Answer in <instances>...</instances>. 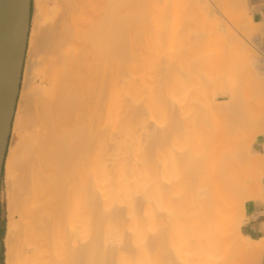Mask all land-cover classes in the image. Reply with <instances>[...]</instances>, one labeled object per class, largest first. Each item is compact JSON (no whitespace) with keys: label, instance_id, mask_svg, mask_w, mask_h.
<instances>
[{"label":"bare ground","instance_id":"1","mask_svg":"<svg viewBox=\"0 0 264 264\" xmlns=\"http://www.w3.org/2000/svg\"><path fill=\"white\" fill-rule=\"evenodd\" d=\"M239 2L212 1L217 8L229 9L230 22L235 19L232 22L237 24L242 19L237 17ZM32 4L35 15L11 128L16 143L9 153L7 150L4 165L9 190L6 264H215L220 251L230 259L236 253L257 256L252 250H240L233 241L245 219L240 178L250 168L234 164L223 142L198 150L201 141L197 134L177 135L158 124L161 113L169 114L174 130L183 120V110H179L184 102L206 100L217 83L205 80L202 74L224 64L213 53L220 52L223 42L228 49L235 43L236 54L245 48L244 32H236L238 36L231 32L236 23L225 25L229 21L224 20L225 13L221 19L215 15L220 21L213 20L202 12L200 0H32ZM99 4L104 13H98ZM113 8L116 15L108 17ZM222 9L217 10L222 13ZM194 13L202 16L199 22L214 21V29L218 22L230 27V39L222 35L223 28L222 34L207 25L208 29L206 21L194 27ZM169 16L177 22L175 32L161 39L149 38L146 30L166 24ZM238 27L243 31L242 25ZM193 28H197L195 35ZM209 31L221 37L210 35L212 42L222 39L218 42L223 43H216L221 46L214 52V43L206 40ZM204 36L208 44L202 47L199 42ZM195 37H199L197 44ZM154 45L178 50L170 51L168 60L153 64V73L149 63H134L139 69L134 68V60H140ZM166 50H160L161 55ZM209 54L210 61L205 62L204 56ZM248 64L232 58L227 69L233 75L231 88L214 99L227 101L218 105V112H212L217 119L220 115L231 118L227 125L232 131L253 129L246 136L253 141L264 134V80H243ZM185 65L189 68H183ZM132 70L137 75L146 73L143 80L135 77L148 82L145 87L140 81L132 82L142 88H134L138 93L132 88L130 96ZM173 73L183 81L171 80ZM245 89L253 92L251 100L243 96ZM142 97L143 103L139 101ZM191 112L194 120L185 113L184 117L191 118L198 131L204 129V111ZM142 122L147 130L144 137L137 136L141 147L137 152L134 127ZM209 123L212 126L211 120Z\"/></svg>","mask_w":264,"mask_h":264},{"label":"rangeland","instance_id":"2","mask_svg":"<svg viewBox=\"0 0 264 264\" xmlns=\"http://www.w3.org/2000/svg\"><path fill=\"white\" fill-rule=\"evenodd\" d=\"M182 1H185V0H167V2L168 3H180V2H182ZM209 1V0H208ZM213 1V0H212ZM212 1L210 2V4L207 2V0H205V4H204V2H202V0H200V2L202 3V8H203V10L205 9L206 10V12H205V10L203 11L202 10V8L200 7V6H198V7H200V10H202V12L203 13H206V15H208V16H210V17H212L213 18V20H214V18L216 17L215 15H217L220 19H221V17H220V15L221 14H223V13H225V15H227V16H225L224 14H223V16H225V17H227V19H224L225 17H223L222 18V20L224 19L225 21L226 20H228L229 18H231V17H228V16H230V12H229V9H227L228 10V12L226 11V9L225 8H223L222 6H220V5H218L222 10V13L220 12V10H219V12H218V10L217 9H220V8H217L213 3H212ZM215 1V0H214ZM207 2V3H206ZM218 2H219V0H218ZM149 4H150V2H148ZM211 3L213 4V6L214 7H216V10H215V8H212L213 6L211 5ZM204 4V5H203ZM206 4H209V6L211 7V9H209V10H207L206 9V7H205V5ZM239 4H240V6L238 5V7H240L239 8V10H238V12L240 13H238V16L237 17H240V18H242L241 19V23H239V24H237L235 21H234V23L232 22L233 20H235V19H233V20H231V22H230V19H229V21H226V23H225V25H227L228 23H233V24H235L234 26H232V25H230V24H228L231 28H233V29H231L232 31V33L234 34H236L237 35V33L236 32H240V33H242V32H244V34L246 35L245 36V40L246 41H244V46H245V48H240L241 49V51H240V49H239V51L236 49V51H238L239 52V54H238V52H237V54H236V52H235V43L232 41V43H234L229 49L228 48H226V46L228 47V45H226L225 46V44L227 43H225V42H223L224 43V46H225V49H224V52H225V50H227L226 51V53H225V55H224V52L223 51H221V48H224V46L220 43V42H218L219 40H216L217 42L216 43H220L221 45H222V47H220V52L219 51H216L215 53H213L214 54V58H216V60L217 61H220V60H222V61H224V62H222V61H220V62H222V64L223 65H221V67H218V68H212L211 69V71L210 70H208V71H205L204 73H205V75H204V73L202 74L203 75V77H205V80H210V81H212V82H214V83H217V84H215V85H213L212 87V90H210L209 91V93H208V95H207V98H206V100H203V99H201V100H199V101H194V102H192V101H190L189 102V100L188 101H186V102H184V104L182 105V108H180V112H182V110H183V120H182V122H179V124L178 125H175L174 126V130H171L173 127H171V126H173V123H170L169 122V120H171L172 121V119L170 118V119H168L169 118V114L168 115H166L165 113L163 114V113H161V116H160V118H158L159 120H158V124H159V126H161L160 128L162 129V128H166L167 129V131L168 132H170V131H172V133H176L177 135H179V134H190V133H192L193 135H195L196 136V134H197V136H199L200 137V141H201V143H200V145L198 146V150H203V149H206V148H209L210 147V145H212V144H214L215 142H223V144L224 145H226V148H227V152H230L231 153V155H232V157H233V159H234V164H237V166L239 167V168H242V169H245V168H250V171L249 172H242V175H241V177H243V178H240V182L242 183L241 184V186H242V193L244 194V196H243V194L241 193V195H240V198L239 199H241L240 201L242 202V203H246L247 201H249V199L251 200V199H253L254 198V195H255V192L257 191V189L258 188H261V184H262V177L264 176V158L262 159V161H258L257 162V160L259 159V157L260 156H258L257 154H256V150H255V145L257 144V139H258V137L260 136V135H258V136H256L255 137V140H253L252 141V139H246V136H248L249 134H251V132L253 131V129H247V130H239L240 132H237V130H233L235 133H233V131H232V129H228L229 128V126L227 125V123H229L230 121H232V119L231 118H227V120L226 119H224V118H222L223 116H221L220 115V117H218V119H217V115H215L213 112H212V109H213V111L215 112H218V110L217 109H220V107H218V105L220 106V104H223V103H225L226 101H227V99H223V98H217V100L215 101L214 99H216L215 97H217V95L220 93V92H222L223 90H226V89H230L231 88V85L229 84L230 83V77H232L233 75H231V74H227V69H228V67L232 64V58H233V61L236 59V57L238 58L239 57V60L242 62V60H243V63H245L246 62V64H247V61H248V67H249V70H247L246 71V73L243 75V77H242V79L243 80H245V81H247V82H253V83H255V82H259V83H261L260 81L262 80H264V57H263V54L261 53V51H260V49H259V39H258V32H257V30H256V32H257V34L256 33H254L253 34V31L255 30V29H257L256 27H254L253 25H251L250 24V19L248 18V15H247V13H246V11H245V9H244V7H243V4L241 3V2H239ZM199 5H201V4H199ZM204 6V7H203ZM209 7V8H210ZM237 7V6H236ZM225 9V10H224ZM199 10V9H198ZM236 10V9H235ZM116 11V12H115ZM231 11V10H230ZM233 11V10H232ZM231 11V12H232ZM35 9H34V7H33V4H32V16H31V22L33 21V17H34V15H35ZM218 12V14H216V13ZM237 12V11H236ZM98 13H104L103 12V10H101L100 9V4H99V11H98ZM109 14H107V16L109 17V16H115L116 15V13H117V10H115V8H113L112 9V11H110V12H108ZM196 13H198V11L196 10ZM203 13H201V14H203ZM213 13H215V14H213ZM227 13H229V14H227ZM234 13V12H233ZM237 14V13H236ZM242 14V15H241ZM195 15H197V14H193V16H192V18H191V20H194L195 19V21H196V23L194 22V21H192L193 22V26H194V23H195V25L198 23V24H201L200 22L202 21V23L204 24V22L206 21V20H200V22H199V19H198V17H201L202 18V16L201 15H197V16H195ZM205 15V16H206ZM233 16L235 15V14H232ZM244 15V16H243ZM172 16V15H171ZM171 16H169L170 17V19L169 18H167V19H169V20H165L166 21V24L164 23L163 25H160V26H156V27H153V28H150V29H148V30H146L147 31V36L150 38H153L154 36H159V39H161L160 37H169L170 35H172L174 32H175V30H176V23L173 21V17H171ZM204 16V17H205ZM207 16V17H208ZM218 17H216V20L218 21L219 20V18ZM245 19H244V18ZM206 18V17H205ZM212 18H209L210 20H212ZM212 20V21H213ZM222 20H221V22H222ZM223 20V21H224ZM168 21V22H167ZM173 21V22H172ZM220 21V20H219ZM245 21V23L243 24V22ZM207 22V21H206ZM205 22V24H206V26L208 25V26H210V28L212 27L211 25H212V23L214 22H212L211 24H209L208 22L206 23ZM202 24V25H203ZM204 24V25H205ZM214 24V23H213ZM31 25H32V23H31ZM204 25H203V28H204ZM227 25V26H228ZM241 25H242V30L243 31H241L240 29L241 28H239L238 26H240L241 27ZM207 26V27H208ZM218 28L217 29H214V27H212V29H214L215 30V32L216 31H218L219 33L218 34H222V31H223V29H225L224 30V32H223V34L222 35H224V36H226L227 34H229L230 33V27H228V29H227V26H226V28H225V26H224V23H221V25L219 24V22H218ZM235 26H237L238 28V30L236 29V28H234ZM194 27H197L198 28V25H196V26H194ZM199 27H202L201 25H199ZM197 28H193V33H194V35H195V32H194V30L196 31V29ZM223 28V29H222ZM246 29V31L244 30V29ZM206 29V27L204 28V30ZM208 29H209V27H208ZM227 29V30H226ZM235 29V30H234ZM200 30H203L202 28H200ZM214 30L212 31V32H214ZM220 30V31H219ZM222 30V31H221ZM233 30H234V32H233ZM237 30V31H236ZM229 31V32H228ZM198 32V31H197ZM247 32V33H246ZM255 32V31H254ZM202 33L204 34V32L202 31ZM207 33V32H206ZM239 33V36L241 35ZM159 34H161V35H159ZM207 34H209V35H207ZM206 34V36H207V38H206V36H204L203 37V39H201L203 42H199V43H203V44H200V46H202V45H204L205 43L206 44H208L207 43V41H208V39L210 40V31L208 32ZM217 34V33H216ZM217 34V35H218ZM234 34V35H235ZM243 34V33H242ZM247 34H250V36L248 35L247 36ZM214 35H215V33H212V35L211 36H213V38L214 39H218V38H221V37H219V36H215L214 37ZM196 36H199V35H196ZM238 36V35H237ZM199 37H201V36H199ZM199 37H195V38H197V40L196 41H194V43L196 42V44L198 43V41H199ZM158 38V37H157ZM205 38H206V40H205ZM212 38V37H211ZM212 38V39H213ZM222 38H223V36H222ZM227 38H228V35H227ZM136 39V38H135ZM213 39V40H214ZM228 39H230V38H228ZM132 40H133V38H132ZM213 40H210V41H208V42H210V43H214V42H212ZM247 40H248V42H247ZM134 41V40H133ZM133 41H131V42H133ZM136 41V40H135ZM220 41H222V39L220 40ZM223 41H224V38H223ZM229 41V40H228ZM137 42H138V40H137ZM209 43V44H210ZM216 43H214V45H216ZM231 43V42H230ZM134 44H135V42H134ZM137 44V43H136ZM196 44H194V45H196ZM247 44V45H246ZM130 45H131V47H132V45L133 44H131L130 43ZM129 45V46H130ZM139 45V44H138ZM144 45H145V42H144ZM212 46V48H211V51L212 52H214V50L215 49H218L219 48V46H221V45H216V46ZM140 46V45H139ZM199 45L197 46L196 45V47H200ZM205 46V45H204ZM204 46H202V47H204ZM195 47V46H194ZM195 47V48H196ZM211 47V46H210ZM213 47H216V48H213ZM233 47H235V48H233ZM176 48V47H175ZM206 48V47H205ZM205 48H203V50L206 52V50H205ZM246 48H248V49H246ZM140 49V48H139ZM138 49V50H139ZM199 49V48H198ZM198 49H196V51L198 50ZM208 49V48H207ZM213 49V50H212ZM146 50V49H145ZM160 50H166V49H163L161 46H160V48H159V45L158 46H156V45H154V46H151V48H149V49H147L143 54H142V56H146L147 58H145V59H142L141 60V58H144V57H140V60H134V62L132 63V64H139L140 62L143 64V63H147V65H148V63H149V66L151 65V67H149L150 68V72L151 73H153V67H152V65L153 66H155V65H157V64H160L161 63V60L163 61H166V60H168V58H169V55H171L170 54V51H171V53H175V51L174 50H178L177 48L176 49H167L165 52H163L162 53V55H163V57H162V55H161V52H160ZM209 50V49H208ZM223 50V49H222ZM28 51V50H27ZM195 50H194V52H196ZM201 52H202V50H200ZM199 51V52H200ZM210 51V50H209ZM209 51H207L208 53H211V51L209 52ZM243 51H245V52H243ZM141 52V51H140ZM198 52V51H197ZM206 52V53H207ZM223 52V53H222ZM231 52H232V54H231ZM135 53V52H134ZM173 53V54H174ZM203 53V55H205V53L204 52H202ZM221 53L224 55V57L226 58V60H224V57H223V55H221ZM230 53V54H229ZM139 55H141L140 53H138ZM138 54L136 55V58L138 57ZM151 54V55H150ZM152 54L153 55H155L154 57H157V58H155L156 60H154L153 58V56H152ZM213 54H212V56H213ZM233 54H234V56L235 57H233ZM161 55V56H160ZM165 55V56H164ZM198 55V54H197ZM200 55H202V54H199V57H200ZM216 55V56H215ZM248 55V56H247ZM149 56H152L151 58H152V60H149ZM166 56H167V58H166ZM219 56H221V57H223V58H221V57H219ZM229 56H232V57H230L231 59V61L229 60ZM245 56V57H244ZM199 57L197 58V59H199ZM210 57H211V55L209 54V56H204V59H205V62L207 61L208 62V60L210 59ZM247 57V58H246ZM249 57V58H248ZM26 58H27V54H26ZM133 58H135V57H133ZM135 58V59H136ZM208 58V59H207ZM228 58V59H227ZM245 58L247 59V61H245L244 62V60H245ZM148 59V60H147ZM201 59V58H200ZM230 61V63H229V61ZM249 60H253V61H249ZM132 61H133V59H132ZM210 61V60H209ZM154 62V63H153ZM160 62V63H159ZM227 64H226V63ZM25 63H26V60H25ZM129 63H130V61H129ZM140 63V64H141ZM156 63V64H155ZM131 64V65H132ZM133 65V67L134 68H136L137 67V65ZM204 64H206V63H204ZM251 65V66H250ZM186 66V65H185ZM183 67V68H189L188 67V65L186 66V67ZM25 67V66H24ZM131 67V66H130ZM141 67V66H140ZM145 67V66H144ZM148 67V66H147ZM145 68V70H147L148 68ZM223 67V68H222ZM138 68V67H137ZM153 70H152V69ZM25 69V68H24ZM131 69V68H130ZM139 69V68H138ZM137 69V70H138ZM141 69H143V68H141ZM215 69V70H214ZM217 69V70H216ZM135 70V69H134ZM144 69H143V71H145ZM131 71V70H130ZM129 71V73H131ZM133 71V70H132ZM142 70H141V72H143ZM134 72V71H133ZM136 72V71H135ZM134 72V73H135ZM208 72V73H207ZM140 73V72H139ZM138 73V75L136 74H133V76H134V78H136L135 76H137V78L139 77L140 79H142L143 80V78H144V75L146 76L147 74L146 73H142L143 75H141V73L139 74ZM175 73V72H174ZM173 73V75L172 76H170V77H172L173 79H171V80H176V81H183V78L181 77V76H179L177 73L176 74H174ZM23 74H24V71H23ZM153 75V74H152ZM152 75H150V77L151 78H153V76ZM140 76H142V77H140ZM131 77V84L129 85V90H128V94L129 93H132L130 90H133L134 88H136V90L137 89H141L142 87H140L139 88V85L137 86V84H132V82H134V81H136L135 83H137V82H139L140 81V83L143 85L145 82H148V80L147 81H144V83H142V80H140V79H137L136 78V80L130 75L129 76V78ZM181 77V78H180ZM133 78V79H132ZM151 78H149V79H151ZM262 78V79H261ZM147 79H148V77H147ZM261 79V80H260ZM174 80V81H175ZM249 80V81H248ZM259 80V81H258ZM22 81H23V76H22ZM129 81V80H128ZM130 82V81H129ZM129 82H128V84H129ZM264 82V81H263ZM146 84V83H145ZM138 87H136V86ZM141 85V86H142ZM128 86V85H127ZM134 86V87H133ZM144 87L146 86V85H143ZM133 88V89H132ZM144 89V88H143ZM135 89L133 90L134 92H136V93H138V91H136ZM130 91V92H129ZM141 91H143V90H141ZM249 91V92H248ZM140 92V91H139ZM142 93V92H141ZM133 94V93H132ZM243 96L245 97V95H246V97L245 98H248V99H252L253 98V92L250 90V89H245L244 91H243ZM130 95V94H129ZM142 95V94H141ZM131 96V95H130ZM137 96V95H136ZM138 96L140 97V95L138 94ZM264 97V96H263ZM141 99V100H140ZM264 99V98H263ZM143 97L142 98H139V101L140 102H142L143 103ZM210 102H211V104L212 105H214V106H217L216 107V109L214 110V106L212 107V105L210 104ZM211 105V106H210ZM212 107V108H211ZM196 109H198V110H196ZM193 110V113L194 112H199V111H204V117L206 118V120H207V126L206 127H203L204 129H201V128H199L200 130L198 131V129L197 128H195V126H193V121L192 120H194V118L193 117H191L190 115H192V111ZM195 110V111H194ZM209 111V112H208ZM184 113H185V115H187V117H191V118H193L192 120H191V118H187L186 116L184 117ZM227 114L228 113H224L223 115H226L227 116ZM189 115V116H188ZM194 115H196V114H194ZM228 115H230V116H232V114H228ZM168 117V118H167ZM170 117H171V114H170ZM166 118V119H165ZM185 118V119H184ZM221 118L223 119V120H225L224 122H223V120L221 121ZM232 118H233V116H232ZM164 119V120H163ZM210 120H211V123H212V126H211V124L209 123L210 122ZM168 121V122H167ZM173 122V121H172ZM170 124H171V126H170ZM210 124V125H209ZM221 125H223V126H221ZM135 126V125H134ZM133 126V127H134ZM138 126V127H137ZM147 126V124L146 125H144V123L142 122V123H140V124H136V126L134 127L135 129H134V133H135V131H136V137L134 138V140L135 139H137L136 141H134V142H136V150L135 151H137V152H140V150H139V148H141V147H139L140 146V141H139V139H138V137L137 136H141V137H144V134H145V130H147L146 127ZM163 126V127H162ZM228 126V127H227ZM170 127V128H169ZM197 127V126H196ZM210 127V129H205V128H209ZM131 128V127H130ZM195 128V129H194ZM132 129V128H131ZM131 129L129 130L128 129V132L129 131H131ZM170 130V131H169ZM220 130V131H219ZM231 130V131H230ZM142 131V132H141ZM222 131L224 132L223 133V135H222ZM246 131H248L249 133H247ZM182 132V133H181ZM196 132V133H195ZM245 132H246V134H245ZM131 133V132H130ZM171 133V134H172ZM211 133H213V135L211 134ZM230 133H233L232 135H230ZM174 134H172V135H174ZM221 134V135H220ZM235 134V135H234ZM244 134V135H243ZM133 135V134H132ZM135 136V135H134ZM174 136H176V135H174ZM204 136V137H203ZM205 136H207V137H205ZM210 137V138H209ZM214 139H213V138ZM242 139H241V138ZM140 138V137H139ZM212 138V139H211ZM223 138V139H222ZM14 140V138H13V135L11 134V137H10V141H9V147H8V153H9V149H10V147H14L15 146V143H16V141L14 142L13 140ZM143 138H141L140 140H142ZM144 140V139H143ZM142 140V141H143ZM223 140V141H222ZM209 141V142H208ZM214 141V142H213ZM244 141V142H243ZM213 142V143H212ZM229 142V143H228ZM233 143V144H232ZM13 144V145H12ZM230 144H232L233 145V147H231V145ZM142 145H144V143L142 144ZM141 145V146H142ZM228 145H230V146H228ZM241 145V146H240ZM134 147V148H135ZM139 147V148H138ZM229 147V148H228ZM238 149V150H237ZM240 149V150H239ZM242 149V150H241ZM142 150V149H141ZM237 150V151H236ZM136 154V153H135ZM140 154L138 153V155H136V156H139ZM236 156H237V158H236ZM248 156V157H247ZM238 159V161H235L236 159ZM247 158V159H246ZM250 158V159H249ZM245 161V162H244ZM248 161H249V163H248ZM236 162V163H235ZM251 162V163H250ZM240 163V164H239ZM247 163V164H246ZM243 166H242V165ZM245 164V165H244ZM5 165H6V162H5ZM236 166V165H235ZM236 166V167H237ZM237 167V168H238ZM257 170V171H256ZM255 174V175H254ZM248 179V180H247ZM246 180V183L244 182ZM245 185V186H244ZM8 184H7V182H6V170H5V166H4V170H3V178H2V184H1V191H0V204H1V233H2V262H3V264H6V260H7V253H8V246L6 245V239H7V235H8V225H9V211H8V205H9V202H8ZM248 191H249V193H248ZM243 197V198H242ZM236 235V234H235ZM234 235V236H235ZM233 236V235H232ZM233 236V237H234ZM229 238V237H228ZM230 239V238H229ZM228 239V240H229ZM233 239V238H232ZM227 240V241H228ZM233 241L236 243V245H237V247L240 249V250H242V251H244V250H252V251H255V249H254V247L248 242V240L246 239V238H244L242 235H241V233H240V230H239V232H238V234L234 237V239H233ZM229 242H230V240H229ZM233 242V243H234ZM226 243H228V242H226ZM226 243H225V245H226ZM231 243V242H230ZM229 244V243H228ZM231 245V244H230ZM227 246V245H226ZM223 251V250H222ZM220 253L221 254H223L221 251H220ZM219 253V255L220 256H218V258H217V260L218 261H216V263L215 264H252V263H255V261H256V258H255V256H251V257H249V256H245L244 257V255L243 256H241V254L240 253H236V256L235 257H233V258H226L225 256H222L221 254Z\"/></svg>","mask_w":264,"mask_h":264},{"label":"water","instance_id":"3","mask_svg":"<svg viewBox=\"0 0 264 264\" xmlns=\"http://www.w3.org/2000/svg\"><path fill=\"white\" fill-rule=\"evenodd\" d=\"M31 16L32 0H0V191L21 88ZM0 264H2L1 204Z\"/></svg>","mask_w":264,"mask_h":264},{"label":"crops","instance_id":"4","mask_svg":"<svg viewBox=\"0 0 264 264\" xmlns=\"http://www.w3.org/2000/svg\"><path fill=\"white\" fill-rule=\"evenodd\" d=\"M251 20L258 28L259 49L264 57V0H239ZM259 27H258V26ZM261 31L259 32L258 30ZM263 34V36H262ZM264 134L260 135L255 145L256 154L264 157ZM245 219L240 228L241 235L254 247L258 255L252 264H264V176L261 188L255 192L254 198L244 205Z\"/></svg>","mask_w":264,"mask_h":264}]
</instances>
